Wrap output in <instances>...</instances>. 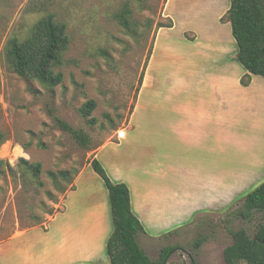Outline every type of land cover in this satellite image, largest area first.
<instances>
[{
	"label": "crops",
	"instance_id": "obj_1",
	"mask_svg": "<svg viewBox=\"0 0 264 264\" xmlns=\"http://www.w3.org/2000/svg\"><path fill=\"white\" fill-rule=\"evenodd\" d=\"M192 1L193 10L190 0L165 1L163 18L174 25L155 31L145 68L151 85L141 82L129 118L96 151L110 179L128 185L147 240L200 214L223 213L264 182V134L257 128L264 76L241 82L248 70L230 21H221L231 0ZM73 184L45 225L0 242V264H110L108 187L90 163ZM72 241L87 245L70 248Z\"/></svg>",
	"mask_w": 264,
	"mask_h": 264
},
{
	"label": "rangeland",
	"instance_id": "obj_2",
	"mask_svg": "<svg viewBox=\"0 0 264 264\" xmlns=\"http://www.w3.org/2000/svg\"><path fill=\"white\" fill-rule=\"evenodd\" d=\"M165 1L0 0V129L6 136L0 156L13 167L0 169V242L19 233L30 215L50 219L46 209H62L61 187L69 188L70 184L58 172L71 170L73 177L97 151L80 145L57 124L56 117L88 133L92 147L111 139L115 128L129 118L146 75L157 25L167 20L162 15ZM194 2L189 3L192 10L197 6ZM125 5L131 11L129 19L136 35L126 32L115 18ZM47 13L67 24L71 38L61 68L63 81L55 86L20 76L3 57L7 39L26 36ZM146 76L148 85L144 86H150L152 76ZM91 98L97 103L92 113L96 122H89L80 111ZM258 118L257 128L263 135L264 116ZM20 157L42 163L38 177L25 171ZM50 171L57 174L59 183ZM241 205L239 201L223 213L200 214L193 223L168 237L164 234L147 240L139 234L138 241L153 259L159 258L164 246H176L165 264H191V258L196 264H227L224 248L232 243L230 230L245 227L254 236L259 223L264 222L260 213L250 219L240 217L237 210ZM203 237L204 241L196 245ZM79 243L72 241L70 248L87 245V241ZM60 248V252L65 250L63 245ZM43 259L51 261L44 255Z\"/></svg>",
	"mask_w": 264,
	"mask_h": 264
},
{
	"label": "trees",
	"instance_id": "obj_3",
	"mask_svg": "<svg viewBox=\"0 0 264 264\" xmlns=\"http://www.w3.org/2000/svg\"><path fill=\"white\" fill-rule=\"evenodd\" d=\"M130 13V9L125 5L115 13V18L126 32L136 35V29L129 19ZM221 21H230L231 23L233 36L239 46L237 57L248 70L242 76L241 82L243 85H249L252 74L264 76V0H231V6L227 13L221 17ZM173 25V19L168 18L166 22H159L157 28ZM186 35L193 39V36L188 32ZM70 41L67 24L58 20L53 13H47L34 23L26 36L8 38L3 47V57L8 66L20 76L55 86L63 81L64 75L61 68L66 63L65 53L69 48ZM153 44L154 39L148 52L147 62ZM96 106L95 99L91 98L85 101L80 108L81 114L88 118L89 122H96V118L92 115ZM132 107L133 105L131 109ZM107 118L111 119L110 116ZM56 122L86 148L97 150L104 142L92 147L91 137L83 129L72 126L60 117H56ZM5 140V133L0 129V146ZM19 161L26 172L38 177L42 166L41 162H29L24 157H20ZM88 163L103 178L109 190L114 223V231L107 243L110 264H165L170 253L177 247L166 245L162 248L158 259L151 258L138 241L139 234L145 232V229L132 211L128 185L124 182L116 183L110 179L103 164L96 157V152L88 160ZM0 169L12 170L13 167L7 159L0 156ZM80 170H76L73 177L71 170H60L58 175L68 180L69 188L74 189V178ZM49 174L56 183H59L55 172L50 171ZM67 189V187H61V191L64 193ZM49 195H53L51 191ZM53 199L56 200L54 197ZM239 201H242L241 207L237 210L240 217L250 219L256 213H260L264 218V182ZM57 210L61 209L51 207L46 209L45 213L52 216ZM29 217L30 221L20 232L35 225H45L49 221V219H43L35 214ZM179 230H173L165 234L164 237ZM230 233L233 239L232 243L224 248V258L227 264H264V222L259 223L254 236L250 235L245 227L232 229ZM204 239L205 237L197 240L195 244H201ZM191 264H196L193 258H191Z\"/></svg>",
	"mask_w": 264,
	"mask_h": 264
},
{
	"label": "built area",
	"instance_id": "obj_4",
	"mask_svg": "<svg viewBox=\"0 0 264 264\" xmlns=\"http://www.w3.org/2000/svg\"><path fill=\"white\" fill-rule=\"evenodd\" d=\"M144 77H145V78H144V81H143V85H148V82H147V80H146V79L148 78V76L144 75Z\"/></svg>",
	"mask_w": 264,
	"mask_h": 264
}]
</instances>
